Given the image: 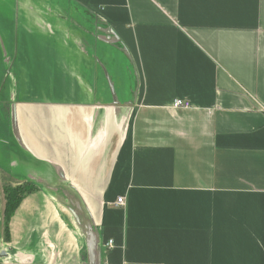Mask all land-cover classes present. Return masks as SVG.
Wrapping results in <instances>:
<instances>
[{
    "label": "crops",
    "instance_id": "1",
    "mask_svg": "<svg viewBox=\"0 0 264 264\" xmlns=\"http://www.w3.org/2000/svg\"><path fill=\"white\" fill-rule=\"evenodd\" d=\"M5 2L9 75L58 94L16 103L3 148L40 189L12 263L90 264L94 240L101 264H264V0Z\"/></svg>",
    "mask_w": 264,
    "mask_h": 264
},
{
    "label": "rangeland",
    "instance_id": "2",
    "mask_svg": "<svg viewBox=\"0 0 264 264\" xmlns=\"http://www.w3.org/2000/svg\"><path fill=\"white\" fill-rule=\"evenodd\" d=\"M6 0H0V5L5 4ZM14 1V0H13ZM58 4H65L64 0H56ZM62 7V6H61ZM75 7V6H73ZM77 7H75L76 9ZM12 36L14 33V38L16 37V29L14 32L10 30ZM0 35L2 36V31L0 29ZM3 38L5 39L6 35L3 33ZM1 46V52H0V264L1 259L3 255H1V251L3 249L8 251V248H11V245H9L10 242L6 241V233H5V218H4V207L6 204V195H5V187L9 188H16L20 184L19 182L23 183L22 180H13L12 179V171L13 169H9L11 159L13 158V168L16 167L15 164V146H12L11 152L9 154V157H7L6 153H4L3 148L7 146V143L12 142L14 145V141L11 140V137L13 136L14 139H16L15 136V128H14V112H15V106L16 103H22V102H39L44 101L45 97H48L49 99H53L56 101L58 99V94L52 93V85L46 81L45 78H39V77H23L21 75L17 76H10L9 75V65L6 63L5 57H4V49ZM107 59V58H106ZM118 61V60H117ZM121 61V60H120ZM118 61V67L112 66L111 62L105 61L104 63L107 65V68H104L105 73L109 74L108 72L115 73L117 70L122 71L126 74V86L129 85V88L133 87V80L132 71L126 66L122 64V62ZM109 67V68H108ZM127 68V69H126ZM16 73V72H15ZM130 73V74H129ZM109 85L111 86V83H113V80L111 78H107ZM112 82H111V81ZM107 97H110V94L107 93ZM115 99V98H114ZM12 135V136H11ZM17 140V139H16ZM18 142V141H17ZM13 153V154H12ZM33 166L32 163L29 161L28 166ZM26 184V183H23ZM22 185V184H21ZM40 191L38 189L37 192L30 194L25 197L23 202L30 198L31 196L37 194ZM62 196V194H61ZM22 202V203H23ZM22 205V204H21ZM20 208V207H19ZM19 209L17 210V212ZM12 217L10 220V234H11V228H12V222L13 219L16 217V214ZM73 219V217H71ZM73 224V228L78 229L79 227L76 225V222L74 220H71ZM78 227V228H77ZM78 230H81L80 228ZM11 240V235H10ZM80 257L82 259L86 258L87 250L86 247L82 248V252L80 251ZM8 255L5 254L4 257H7Z\"/></svg>",
    "mask_w": 264,
    "mask_h": 264
},
{
    "label": "trees",
    "instance_id": "3",
    "mask_svg": "<svg viewBox=\"0 0 264 264\" xmlns=\"http://www.w3.org/2000/svg\"><path fill=\"white\" fill-rule=\"evenodd\" d=\"M32 183L22 184L16 188L5 187L6 204L4 207L6 241L10 242V220L15 215L26 196L38 191Z\"/></svg>",
    "mask_w": 264,
    "mask_h": 264
},
{
    "label": "built area",
    "instance_id": "4",
    "mask_svg": "<svg viewBox=\"0 0 264 264\" xmlns=\"http://www.w3.org/2000/svg\"><path fill=\"white\" fill-rule=\"evenodd\" d=\"M172 107L175 110H178V109H188L190 107V104L187 103V102H184L182 100H175L173 102V104H172ZM115 206L117 208H124L126 206L125 199L124 198H119L117 200V202L115 203ZM112 245H113V242L112 241L108 242L107 245H106L107 249H111Z\"/></svg>",
    "mask_w": 264,
    "mask_h": 264
},
{
    "label": "water",
    "instance_id": "5",
    "mask_svg": "<svg viewBox=\"0 0 264 264\" xmlns=\"http://www.w3.org/2000/svg\"><path fill=\"white\" fill-rule=\"evenodd\" d=\"M107 75V73H106ZM107 78H109V76L107 75ZM113 84L111 83V88L113 89ZM93 239H95L93 237ZM3 256H5V254H3ZM88 258H89V263L90 264H101L100 263V256L98 258V262L96 263L97 259H96V247H95V242L94 240L91 241L89 240L88 242Z\"/></svg>",
    "mask_w": 264,
    "mask_h": 264
},
{
    "label": "bare ground",
    "instance_id": "6",
    "mask_svg": "<svg viewBox=\"0 0 264 264\" xmlns=\"http://www.w3.org/2000/svg\"><path fill=\"white\" fill-rule=\"evenodd\" d=\"M42 219V218H41ZM40 222V221H39ZM3 254H7V250H5V249H3L2 251H1V255H3ZM10 256V257H9ZM12 262H14L13 261V258H12V255H11V253H9V255H8V257H2V259H1V264H13Z\"/></svg>",
    "mask_w": 264,
    "mask_h": 264
}]
</instances>
